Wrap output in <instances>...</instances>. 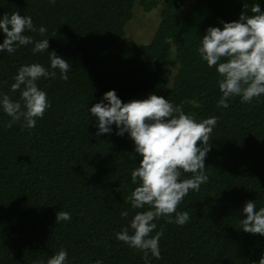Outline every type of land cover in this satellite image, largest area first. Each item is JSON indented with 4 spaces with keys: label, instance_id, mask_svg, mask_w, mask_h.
<instances>
[{
    "label": "trees",
    "instance_id": "1",
    "mask_svg": "<svg viewBox=\"0 0 264 264\" xmlns=\"http://www.w3.org/2000/svg\"><path fill=\"white\" fill-rule=\"evenodd\" d=\"M187 1L139 0L145 11L161 9L151 40L135 44L123 33L136 0H0V16H31L47 32L25 35L49 39L47 51L70 64L66 81L57 72L55 79L37 82L50 108L34 128L7 127L10 117L0 109V264H46L61 248L66 264H144L141 252L115 239L134 215L127 196L137 186L131 172L139 156L115 125L110 135L96 136L88 112L110 90L123 102L162 96L197 122L218 117L205 159L209 180L178 206L177 212L189 211L187 224L155 221V231L163 228L161 258L150 264H258L264 256V237L239 224L245 202L264 207V95L249 104L236 97L228 108H217L216 69L195 51L208 27L237 21L244 4L247 15L255 3L264 11V0ZM33 46L0 52V93L13 100L19 92L10 86L21 65L49 66L47 52L33 55ZM171 58L178 66L169 82ZM59 211L71 219L56 223Z\"/></svg>",
    "mask_w": 264,
    "mask_h": 264
},
{
    "label": "clouds",
    "instance_id": "2",
    "mask_svg": "<svg viewBox=\"0 0 264 264\" xmlns=\"http://www.w3.org/2000/svg\"><path fill=\"white\" fill-rule=\"evenodd\" d=\"M49 3L54 4L55 0ZM248 11L249 6L244 4L237 21L221 22L222 27H208L195 50L207 67L216 69L221 93L217 108H228L230 100L236 97L241 103L249 104L264 95V11L258 3L251 6L252 15H247ZM26 31L43 37L47 29L37 28L31 16L20 15L18 11L0 16V33H3L0 52L12 54L20 46L31 44L33 55L47 52L50 62L48 67L40 63L19 67L10 86L12 93L19 92L17 100L0 93V109L10 117L6 125L9 128L16 123H22L27 129L34 128L50 108L47 93L37 82L41 78L55 79L57 72L66 81L70 70L68 61L55 51H47L49 39L35 40L25 35ZM88 112L96 121V136L110 135L115 125L116 135L127 133L139 156V165L131 172V182L137 186L127 196L134 215L115 233V239L141 252L144 264H150L151 258H161L159 241L163 228L155 231V221L163 218L168 224H187L189 211L177 212V208L190 191L198 192L209 180L205 159L211 150L210 137L218 117L197 122L185 114L181 105H174L162 96L151 94L146 99L123 102L114 90L105 92ZM186 174H191L190 178L182 179ZM242 213L246 218L239 219L241 230L264 237V207L257 210L255 201H247ZM128 216V211L121 212L122 218ZM70 219L68 212L56 213V223ZM154 231L155 235H151ZM67 259V251L61 248L46 264H66ZM258 264H264V256Z\"/></svg>",
    "mask_w": 264,
    "mask_h": 264
},
{
    "label": "rangeland",
    "instance_id": "3",
    "mask_svg": "<svg viewBox=\"0 0 264 264\" xmlns=\"http://www.w3.org/2000/svg\"><path fill=\"white\" fill-rule=\"evenodd\" d=\"M161 1V0H156ZM192 3V0L187 1V5ZM160 4L145 11L140 5L139 0H136L133 7L132 18L126 23L124 27L123 38L128 43L145 44L148 43L160 20ZM177 62L171 58L165 76L169 82H172L173 75L177 70Z\"/></svg>",
    "mask_w": 264,
    "mask_h": 264
}]
</instances>
